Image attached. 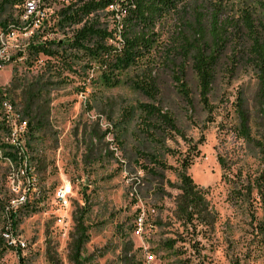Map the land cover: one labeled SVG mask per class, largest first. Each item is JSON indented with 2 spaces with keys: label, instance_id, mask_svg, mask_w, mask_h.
Listing matches in <instances>:
<instances>
[{
  "label": "rangeland",
  "instance_id": "rangeland-1",
  "mask_svg": "<svg viewBox=\"0 0 264 264\" xmlns=\"http://www.w3.org/2000/svg\"><path fill=\"white\" fill-rule=\"evenodd\" d=\"M89 1L47 0L55 17L46 31L27 41L9 42L8 56L13 61L0 72V90L6 92L21 118L29 121L21 110L25 86L43 78L50 81L51 91L48 127L33 134L28 127L18 143L26 152L27 174L34 187L27 202L12 211L10 202L22 197L27 175L24 160L18 161L22 152H16L7 123L0 121V239L9 228L25 244L22 250H11L2 241L0 264H74L71 246L77 239L75 222L81 217L87 229L82 264H264V236H258L251 219L228 203L229 187L222 182L218 164L221 156L231 178L242 171L244 179H254L259 171L239 138L235 117L239 93L253 99V75H226L211 99L212 113L198 109L194 114L175 92L166 93L165 106L191 141L187 144L179 137L167 141L170 151L162 157L169 168L166 179L176 186L174 170L194 153L188 175L208 192L207 201L217 214L211 228L194 229L179 223L174 218L179 192L166 185L167 195L162 197L157 187L149 189L146 165L135 158L139 149H160L147 135L140 117V107L151 101L128 86H104L98 61L76 47L75 35L83 24L64 20L66 14L78 13ZM20 3L0 0V29L19 22ZM113 11L91 15L85 21L107 31L108 45L120 42L114 33ZM170 31V23L160 29L161 41L171 42ZM50 42L60 44L58 56L37 54L39 45L47 44L49 49ZM143 63L138 70L146 67ZM126 79L123 75L122 81ZM93 124H99L105 140L99 147L100 161L90 163L83 134ZM12 175L21 192L12 193ZM66 186L72 194L63 207L56 194Z\"/></svg>",
  "mask_w": 264,
  "mask_h": 264
},
{
  "label": "trees",
  "instance_id": "trees-1",
  "mask_svg": "<svg viewBox=\"0 0 264 264\" xmlns=\"http://www.w3.org/2000/svg\"><path fill=\"white\" fill-rule=\"evenodd\" d=\"M110 8L114 10V33L120 38L117 45L107 44L106 38L110 35L106 30L85 22L91 15ZM64 20L73 25L83 24L75 35L76 47L78 52L98 61L104 86H128L151 101L140 107V117L147 135L160 149L158 152L154 148L150 152L139 149L135 158L142 159L146 165L151 180L147 183L149 189L157 187L162 197L167 195L166 185L179 192L175 198L174 218L194 229L214 227L217 214L207 201L208 192L200 189L188 175L194 153L174 170L176 186L166 179L169 168L162 157L170 151L166 149L169 138L179 137L187 144L191 142L165 106L166 93L175 92L194 114L198 109L212 113L211 99L226 75L234 77L249 72L253 75L256 82L253 99L249 101L239 93L235 117L239 138L257 162L259 171L254 179H244L242 171L231 178L228 175L231 170L221 156L218 164L223 172L222 182L229 187L228 203L251 219L258 236H264V0H91L83 4L78 13L66 14ZM168 23L171 42L166 43L161 41L160 29ZM46 45H39L37 54L59 55L60 44L50 42L49 49ZM143 62L146 67L138 70ZM130 73L132 76H128ZM123 75L127 76L125 82ZM49 82L42 78L25 86L22 107L18 104L29 118L25 123L32 134L48 127ZM101 133L99 124H93L83 134L88 142L90 163L102 157L99 147L105 135ZM150 166L152 169H147ZM75 223L74 238L77 239L71 246L72 261L82 264L87 229L83 217ZM2 241L1 238L0 246Z\"/></svg>",
  "mask_w": 264,
  "mask_h": 264
},
{
  "label": "built area",
  "instance_id": "built-area-1",
  "mask_svg": "<svg viewBox=\"0 0 264 264\" xmlns=\"http://www.w3.org/2000/svg\"><path fill=\"white\" fill-rule=\"evenodd\" d=\"M46 1L47 0H21L19 22L11 23L3 29H0V72H2L5 67L13 61V59L8 56L10 51V48L8 47L9 42H16V40L19 39L24 41H27L30 38L32 39L35 34L45 32L48 24L54 19L55 13L51 10V7L48 6ZM16 110L17 108L8 98L6 92L0 90V121L2 120L4 123H7L10 131L9 136L16 144V152H22L20 162L24 160V170L27 175V186L22 191V199L10 202L11 211L18 209L27 202L28 194L34 187V182L28 178L27 174L28 168L26 164L27 159L25 158L26 152L21 148V144L20 146L18 145L21 139L26 135V127L29 126L26 125L25 118H21L20 112H17ZM5 156L6 155H4V159L6 160L7 158ZM15 180V176L12 175L10 177L11 191L12 193L21 192L20 189H18ZM71 194L72 189L70 186L63 187L59 192H57L56 200L63 207H67ZM1 238L3 241L8 242V248L11 250H22L25 248V244L20 239L15 238L9 228L2 232ZM152 259L153 258H149V261H152Z\"/></svg>",
  "mask_w": 264,
  "mask_h": 264
},
{
  "label": "bare ground",
  "instance_id": "bare-ground-1",
  "mask_svg": "<svg viewBox=\"0 0 264 264\" xmlns=\"http://www.w3.org/2000/svg\"><path fill=\"white\" fill-rule=\"evenodd\" d=\"M21 199H22V197L19 200H21ZM19 200H17V201H19ZM4 242L8 246V242L7 241H4Z\"/></svg>",
  "mask_w": 264,
  "mask_h": 264
}]
</instances>
